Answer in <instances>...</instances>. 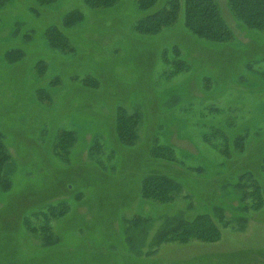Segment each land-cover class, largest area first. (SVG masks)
I'll return each mask as SVG.
<instances>
[{
	"label": "rangeland",
	"instance_id": "1",
	"mask_svg": "<svg viewBox=\"0 0 264 264\" xmlns=\"http://www.w3.org/2000/svg\"><path fill=\"white\" fill-rule=\"evenodd\" d=\"M35 1L0 0V135L12 181L0 190V264H264V31L246 28L226 0H215L233 35L223 42L186 31L184 0L176 22L154 34L134 24L165 0L147 10L136 0ZM74 9L82 19L62 26ZM49 26L64 31L71 52L49 46ZM174 45L185 65L171 75L180 67ZM119 109L139 116L129 142L115 134ZM63 130L74 135L67 152L55 146ZM166 145L173 162L152 155ZM245 171L253 175L241 181V201L233 185ZM154 172L181 185L171 201L140 195L141 177ZM61 200L68 208L47 222L48 242L39 228L23 231V215ZM216 207V241H154L161 222ZM140 216L145 229L128 226Z\"/></svg>",
	"mask_w": 264,
	"mask_h": 264
},
{
	"label": "trees",
	"instance_id": "2",
	"mask_svg": "<svg viewBox=\"0 0 264 264\" xmlns=\"http://www.w3.org/2000/svg\"><path fill=\"white\" fill-rule=\"evenodd\" d=\"M56 0H36L35 3L38 5H49L54 3ZM87 7L91 8H106L113 6L118 0H83ZM231 14L239 21L243 23L248 29H257L264 31V0H226ZM137 6L140 10H147L153 7L157 0H136ZM180 0H165V5L153 11L150 14L142 16L137 19L134 24V29L141 34H154L159 32L164 27H170L174 24L178 18L180 10ZM83 17L80 10H72L64 15L62 20V26L70 27L79 22ZM183 26L187 32L194 37L207 40L211 42H223L232 38V32L228 27L226 21L223 19L215 0H184L183 1ZM66 25V26H65ZM45 39L50 47L60 50V52H71L69 49L68 40L69 38L57 26H49L44 33ZM176 45L169 49V52H176V60L180 67H172L171 75L181 71L185 65V61L180 58V53ZM22 53V50H14ZM163 52V51H162ZM9 59L14 60L17 57L16 52L12 50L7 52ZM92 79V78H91ZM90 77L82 79V84L86 87L96 85L92 83ZM96 88V87H92ZM125 111V110H124ZM119 109L115 114V134L119 140H125L129 142L134 136L136 125L138 124L139 116L136 113L134 115L126 114V111ZM61 133V134H60ZM56 137L57 142L55 146L59 152H67L68 143L71 136L74 137L73 132L69 130H63ZM129 136V137H128ZM120 137H122L120 139ZM244 135L236 136L232 143L234 149L240 150L243 146ZM167 147L160 148V146L152 147L151 152L154 157L161 158L162 161L173 162L172 150L173 147L166 145ZM235 149V151H237ZM169 152V154L166 152ZM225 151V150H224ZM239 152V151H238ZM10 154L7 151L5 144L3 143L0 135V190L7 191L11 188L12 181L9 177H4V169L9 162ZM160 160V159H157ZM264 166V148L260 160V167ZM250 171L242 172L238 175L235 184L233 185L235 192L241 191L240 200L242 197V179L245 177L247 182L249 178H252ZM254 181V180H253ZM256 183V181H254ZM181 185L172 177L164 173L154 172L148 173L141 177L139 184V193L144 198L158 202H169L179 192ZM259 187L253 189V192H258ZM261 198L259 202H251L250 208H260L263 204ZM255 206V207H254ZM68 205L63 201L56 203H46L37 209L31 211L28 214L22 216V227L25 233H34L33 231L37 228L41 229L43 234L42 238L44 242H48L46 237L48 236L47 222L49 220L56 219L57 217L65 214ZM218 208V207H216ZM255 208V209H256ZM215 209L210 214H199L191 219H184L183 217H172L159 224V228L155 234V242L160 243L165 239L185 241L186 239L196 238L205 242L216 241L220 237V230L217 223L211 217L212 214L217 213ZM139 216V215H137ZM136 216V217H137ZM140 220L133 222L128 221V226L135 228L145 229L147 226L146 217L140 216ZM31 218L39 220L38 226H31ZM218 219V218H217ZM154 236V237H155ZM153 237V238H154ZM52 238V236H51ZM45 245V244H44Z\"/></svg>",
	"mask_w": 264,
	"mask_h": 264
}]
</instances>
